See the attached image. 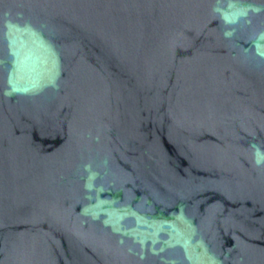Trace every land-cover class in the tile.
Returning <instances> with one entry per match:
<instances>
[{"label":"water","instance_id":"1","mask_svg":"<svg viewBox=\"0 0 264 264\" xmlns=\"http://www.w3.org/2000/svg\"><path fill=\"white\" fill-rule=\"evenodd\" d=\"M0 264H264V0H0Z\"/></svg>","mask_w":264,"mask_h":264}]
</instances>
